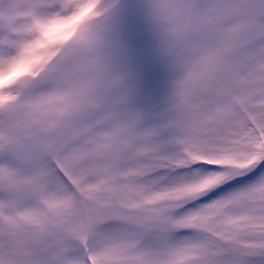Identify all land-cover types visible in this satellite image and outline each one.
Listing matches in <instances>:
<instances>
[{
	"label": "snow or ice",
	"instance_id": "6c2138e0",
	"mask_svg": "<svg viewBox=\"0 0 264 264\" xmlns=\"http://www.w3.org/2000/svg\"><path fill=\"white\" fill-rule=\"evenodd\" d=\"M0 76V264H264V0H0Z\"/></svg>",
	"mask_w": 264,
	"mask_h": 264
},
{
	"label": "rangeland",
	"instance_id": "374dc122",
	"mask_svg": "<svg viewBox=\"0 0 264 264\" xmlns=\"http://www.w3.org/2000/svg\"><path fill=\"white\" fill-rule=\"evenodd\" d=\"M78 26V16L55 20L42 26V35L35 43L29 45L24 57L18 61L17 65H14L13 71L27 73L46 62L56 49L73 39ZM3 78L0 76V80Z\"/></svg>",
	"mask_w": 264,
	"mask_h": 264
},
{
	"label": "bare ground",
	"instance_id": "6f19581e",
	"mask_svg": "<svg viewBox=\"0 0 264 264\" xmlns=\"http://www.w3.org/2000/svg\"><path fill=\"white\" fill-rule=\"evenodd\" d=\"M46 40H47V38H46ZM19 62H17L15 65H17Z\"/></svg>",
	"mask_w": 264,
	"mask_h": 264
}]
</instances>
